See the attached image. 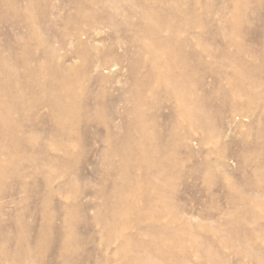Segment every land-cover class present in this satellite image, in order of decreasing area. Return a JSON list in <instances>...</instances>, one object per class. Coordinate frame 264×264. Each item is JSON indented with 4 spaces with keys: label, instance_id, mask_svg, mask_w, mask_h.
Returning <instances> with one entry per match:
<instances>
[{
    "label": "rangeland",
    "instance_id": "rangeland-1",
    "mask_svg": "<svg viewBox=\"0 0 264 264\" xmlns=\"http://www.w3.org/2000/svg\"><path fill=\"white\" fill-rule=\"evenodd\" d=\"M125 1L133 9L151 6L154 8L157 17H164L165 20L171 18L177 21L178 27H181L185 35H182L181 39L187 47L185 48L187 51H183V55L191 58V62H189L197 77L199 99L202 100L203 106L210 116V123L216 129V135L219 134L210 139L204 128L193 127L185 119L177 117V102L166 93V89L162 85L155 86L157 87L156 90L150 89L146 92L147 94L145 93L147 98L145 97L144 107L141 110V120L151 124L148 133L157 134L156 144L158 146H166L165 148L168 152V154L164 152L166 160H170L171 165L174 164L173 173L167 176V178L172 179L173 189L167 190L166 200H163L164 203L159 204L156 200L157 192L153 189H145L142 186L138 188L135 198L129 197V192L126 190L128 189V186H126L127 180H125V177L123 179L120 177L121 161L119 157L110 158L107 156L108 154L113 156V151L115 148L117 149V144L110 145L112 142H109L108 131L116 135H124L123 116L125 104L124 106L122 104L112 106V109L117 111L119 116L122 115L118 120L115 118L113 111L110 112L114 116L112 122L110 114H95L94 108L97 98L99 99L103 94L102 102L106 96L105 102L110 104L112 96L120 95L119 88L123 85L128 86L125 77L129 72L127 61L123 62V64L121 63L117 70L112 72L111 75L116 77L115 81L102 84L93 81L91 85L85 84L84 87H89L86 93L82 89L79 92L83 99L79 102V106H89L94 110L88 115L78 114L69 121L68 128L75 127L73 136H76L74 138L77 139V142L75 141L66 153L55 149L51 144L56 141L57 133L52 128V124L48 123L45 118L47 108H44L43 104L36 110L27 109L23 113L12 114L11 118H14L15 123L11 124L9 132L12 135L18 132L17 136L24 138L28 142L20 146L19 150H10V154L13 157L4 164H11V167L14 166L15 172L18 171L23 178L16 179L15 173L9 174L1 187V264H19L20 262L23 264H130L129 260L135 255V252L132 251L134 247L149 246L155 242H160L159 246L162 247V250H167L172 246V249L167 251L171 252L172 257L183 259L179 264H215L216 261L217 264H241V257L238 252L239 247L235 243L236 240H234L237 237L236 235L240 233L241 193L246 192L245 189L249 187L250 183L252 184L264 176V84L262 83L264 82V0H159L157 4L155 3L156 0ZM235 2L239 3L241 19L244 18L238 37L241 40V46L249 49V55L238 53L234 47H228V51L230 53L233 52L234 57L232 56L233 58L225 60L219 52L223 51V40L226 39L224 31L225 29L228 31L229 21L235 10ZM161 3L164 4V7ZM27 6L28 2L21 1L15 7L17 10H21L23 15L30 17L32 13L27 9ZM75 6L76 3L71 0H39L37 12L40 10L39 16L43 25L53 24L52 31L42 28V38L49 39L59 36L65 26L60 24L57 18H66L67 14L75 10ZM64 7H68V10H65ZM162 8L165 10L163 11ZM185 8L188 11H185ZM12 10L11 6L1 1V58L9 59L11 57L7 45L14 46V51L18 54L22 52V55L32 56L36 53L37 46L34 42H27L26 46L17 43L20 38L27 37L28 31L25 23L21 22L20 17L16 16ZM194 10L197 12L196 22L199 25L194 24L192 28L191 24L181 23L183 18L181 19L179 14L183 12L192 13ZM55 30L58 31L53 32ZM68 30L70 29L66 26V32ZM117 33L119 37L115 41L107 40L108 37L115 34L113 30L106 29L100 33L97 38L100 40L104 38L107 43L106 45H100L107 48L111 43L125 42L121 37V30ZM134 33L136 34L135 27L132 29V34L136 36L137 34L134 35ZM167 34L163 35L167 36ZM195 37L198 38L195 39ZM199 40L202 41L198 42ZM185 41H188V43ZM205 41H208L207 43L210 47L208 53H204L203 47L199 46L200 43L207 44ZM209 43H213V45L210 44V46ZM72 44H68L69 51L76 49L75 44ZM55 45L58 47L57 43ZM129 49H131L132 54L136 51L134 47ZM41 51H38L39 55ZM118 51H120V54L122 53L121 49ZM61 53L63 54L64 51ZM236 57L238 58L236 59ZM138 58L132 59L133 67L136 63L138 65ZM74 61L70 60L67 63L69 65L78 64V60ZM12 62L10 63L9 61L6 66L14 69L13 71L18 74L24 72L22 68L16 67ZM139 66L142 69L134 72L137 75L145 72L142 64ZM237 67L240 72L243 70L246 73L249 72L250 75L252 71V74H254L252 80H247L251 81V83L246 82L250 83V85L253 83V87L256 88H254L253 92L250 90L252 92H249L251 96L249 94V96L239 95L236 92L243 85H247L243 81L235 80L236 83L232 81V84L230 81L225 80L226 77L234 78V72H239ZM219 70L220 75L218 73ZM231 70L234 72H230ZM216 75L219 76L215 77ZM218 77L221 79L215 82V78ZM230 78L228 79L231 80ZM8 79V75H1V91L6 89ZM259 80H261L260 84L258 83ZM254 82L257 83L255 84ZM257 85L258 88L256 87ZM259 87L263 91L261 89L259 91ZM12 90L14 91V89ZM224 91L225 93H223ZM259 92H263V95L262 93L260 95ZM253 93L258 94L255 95ZM237 97L241 100L236 99ZM249 97L251 100L248 99ZM260 99L262 101H258ZM32 102V94L29 92L26 105L30 106ZM207 102L209 106L206 104ZM129 105L133 106L134 104L131 102ZM26 113L28 114L26 115ZM131 118L136 119L133 114ZM2 132L1 129V139H4L6 136ZM161 146L159 147L161 148ZM106 151H109V153ZM18 152L19 154H17ZM37 155L41 159L38 163H43V166L40 167L42 173H39L36 167L22 162L24 160L21 157H38ZM51 157L61 158L64 166L54 168L48 172V169L51 168L48 165V158ZM172 159L175 163L171 161ZM64 174L67 175L65 176ZM140 175L141 173L138 172L132 177L140 178ZM65 182L67 184L69 182L73 183L65 187L67 185ZM116 182L118 186L115 187L114 184L116 185ZM132 183H130V186ZM115 188L118 189L117 192L121 191V195H125L124 200L126 202H133L134 200L132 208L126 207L123 210L124 215L122 210H120L127 220L121 221L116 229L115 227H109L112 212L114 211L112 204L116 201V197L112 196L109 201L105 200L108 195L116 191ZM126 196L128 197L127 199ZM44 203L47 204L45 205ZM62 213L65 218H63ZM47 214L53 215L54 222L52 225L42 219V215L45 217ZM73 214L78 216L76 217ZM19 215H24L20 223L21 227L18 224L15 225V219ZM64 219L68 220L66 223L68 228L66 227V229L68 230V235L73 239L72 246L74 249L73 252L66 255L62 254L60 244H54L57 236L60 237L57 229L65 226ZM176 219L180 221L175 223ZM126 222H129V224L127 225ZM165 227L166 230H164ZM40 228L47 232L45 240L46 253L40 260H37V257L22 258L21 250L24 247L36 248V234ZM19 229H23L22 234L25 241L18 237ZM116 231L124 234L123 236H126V240L129 241L125 244V253L120 252L124 242L123 236H118L120 239L113 236ZM179 231L185 234L178 233ZM60 233L62 235V232ZM175 233H177L176 238L178 234L182 235L180 243H182L184 249L175 244L179 239H169ZM223 235L227 237L224 238ZM227 241L229 243L234 242L236 246L228 244ZM131 261L132 264H151L152 262L163 264L157 258L148 261L144 258H137Z\"/></svg>",
    "mask_w": 264,
    "mask_h": 264
},
{
    "label": "bare ground",
    "instance_id": "bare-ground-1",
    "mask_svg": "<svg viewBox=\"0 0 264 264\" xmlns=\"http://www.w3.org/2000/svg\"><path fill=\"white\" fill-rule=\"evenodd\" d=\"M1 1L5 3L6 5L11 6L13 9L12 10L13 13L16 16L20 17L21 22L25 23V25L27 26V31H28L27 37L20 38V40H17V43L19 45L22 44V46L23 45L26 46L28 43L34 42L35 45L37 46L36 47L37 49H36V53H34L32 56H27V55H22V52L21 54H18L17 52L14 51V46L7 45L11 57L9 59L1 58V55H0V82H1V75H8V78H9L8 84L4 91H1V84H0V212H1V187L3 186L8 175L15 173L16 179L23 178V176L18 171L15 172L14 166L11 167V164H8V165H4V164L8 159H11L13 157V155L10 154V150L12 149L19 150L21 148L20 146H23L24 144H26V142H28L24 138L17 136L18 132H15V134L13 133V135L15 136H13L9 132V130L11 129L10 127L11 124L15 123L14 122L15 120H13L14 118L13 119L11 118L12 114L23 113V111L27 109L36 110L41 104L45 106L44 108H47V114L45 118L47 119L48 123L52 124L53 126L52 128L55 129L57 133L56 141L53 140L54 142L51 144L55 149L59 151H63L64 153L67 152L69 147L73 146L75 141L77 142V139H75L76 136H73L75 127L68 128L69 121L71 119L75 118L78 114H87V115L91 114L92 110L95 109L96 115L97 114L104 115V113L110 114V112L113 111L115 118L118 120V118L119 117L121 118L122 115L119 116L117 111L112 109V106H118L119 104H122L124 106L125 104V110H124L125 113L123 116V120H124L123 122L125 125L124 135H116L108 131L109 142H112V144L110 145L117 144L116 145L117 149L115 148V150L113 151V156L112 154H108L107 156H109L110 158L117 156L119 157L121 161L120 177L121 179L125 177V180H127L126 186H128V189L126 190H128L129 192V195L128 194L126 195H128L129 197L131 196V198H133L134 196H136L138 188L142 186L145 189H149V190L153 189L157 192L156 200L159 202V204L162 203L163 200H166L165 197L167 196L166 194L167 190H169L170 188L173 189L172 182H171L172 179L167 178V176L168 175L170 176L173 173L174 164L171 165L170 160H166V157L164 154V152L168 154L167 149L165 148L166 146L163 147L159 145L161 146L160 148L156 144L157 134L155 135V134L148 133L151 124L143 122L141 120L142 119L141 110L144 107L143 104H144L145 99L147 98L145 93L148 92V90L150 89L156 90L157 87L155 86L162 85L166 89V93H168V95H170L173 98V100L177 102V106H176L177 117L179 116L180 118L185 119L190 124H192L193 127L195 126L197 128H204L207 131L206 134L209 136L210 139L214 138L215 136L219 134L218 133L216 135V129L213 128L210 123V116L206 112V109L203 106L202 100L199 99L198 94L200 93H198L199 90L197 88V84H198L196 80L197 77L195 75V72L192 66L190 65L191 58L187 57V55H183V53L187 51V49H185L187 47L185 46L184 42L181 41L182 35L183 36L185 35L181 27L180 28L178 27L179 25H177L178 24L177 21L171 18L169 20L168 19L165 20L164 17H157L154 8L151 6H148L142 9H140L139 7H136L135 9H133L128 6V3H126L125 0H71L72 2L76 3L75 10L72 13H69V14L66 13L67 14L66 18H62V17H60V19L57 18V21H59L60 24H64L65 26L64 29L61 31L60 35L57 37L49 38V39H43L41 35L42 28L46 29L47 31H52L53 24H48V25L46 24L45 26L43 25L41 17L39 16L40 10L39 12H37V6L39 5V0H0V3ZM21 1L28 2L27 9L30 10V13L32 14L34 12L33 16L32 14L31 15L29 14L30 17L25 16L23 15L21 10L16 9L18 2H21ZM158 1L159 0H156L155 3L157 4ZM161 4L164 7V4L163 3ZM161 4L160 6H162ZM238 6H239V3L235 2V6H234L235 10L233 12V16L231 17V20L229 21L228 31L226 29L224 31V33H226V39L223 40V48H222L223 51H220L219 54L225 60L226 59L229 60L228 58L234 57L232 54L233 52L230 53L228 51L229 49L228 47H234L235 51H237L238 53H242V54L243 53L248 54L249 52V49L241 46V40H239V37H238L239 30L243 26L242 23H244V18L241 19L242 16L240 15V12H239L240 10ZM64 9L68 10V7H64ZM162 9L163 11L165 10L164 8ZM185 11H188V9L185 8ZM164 15L166 14L164 13ZM196 15H197L196 10H194L192 13L183 12L179 14L181 19L183 18L181 23L183 22L186 25L191 24L192 28L194 27V24L199 25V23L196 22V19H197ZM66 26L69 27L70 29L67 32H66ZM134 27H135V32L137 34L136 35L134 33V35L136 36H133L132 34V29ZM106 29H110V30H113V32H115V34H113L111 37H108L107 40H112V41L117 40V38L119 37L117 32L121 30L120 34H121V37L125 40V42L118 41V42H115V44L111 43L109 47L107 48L104 46H101L100 44H104V45L107 44L106 39L103 38L102 40H100L97 37L98 35H100V33L105 31ZM57 31L58 30H55L53 32H57ZM165 33H168L167 36L163 35ZM196 38L198 37H195V39ZM186 39H191V38H186ZM191 40L190 42H192ZM201 41L202 40H199L198 42H201ZM185 42L188 43V41H185ZM205 42L207 43L208 41H205ZM55 43L58 44V47L55 45ZM72 43L75 44L76 49L69 51L68 44H72ZM210 44L213 45V43H209V45ZM199 46L203 47L204 53L209 52L210 47L208 46V43L207 44L200 43ZM130 47L136 48V51L134 54L131 53V49H129ZM120 49L122 50L121 54H120V51H118ZM38 51L39 52L41 51L40 55L38 54ZM62 51H64L63 54L61 53ZM144 56H147V57H144ZM134 58L136 59L138 58V65H136L137 64L136 63L134 64V67H133V63L131 62H132V59ZM237 58L238 57H236V59ZM70 60L71 61L78 60L77 61L78 64L75 63V65H69L67 61H70ZM9 61L10 63L13 61L12 64L16 65V67L18 68H22L24 72L18 74L17 72L13 71L14 69L7 67L6 65ZM125 61H127V63L129 64V72L125 75L126 83H128V86L123 85L121 88H119V93H120L119 96H114V97L112 96L110 100V104H107V102H105L106 96L102 102V95H103L102 94L99 99L97 98V103L94 109L90 108L89 106H85V107L79 106V102L83 100L82 97L79 95V92L82 89L86 93L89 88L88 86L84 87L85 84L91 85L93 81L99 84L109 83L110 81L111 82L115 81L116 77H113L111 74L113 71L117 70V68L119 67L121 63L123 64V62ZM141 64L145 68V72H143L140 75H137L134 72H136L138 69H142L139 66ZM237 70H238V67H237ZM247 71H251V70H247ZM219 72L220 70L218 71V73ZM230 72L233 73L234 71L231 70ZM251 74H252V71H251ZM251 74L249 75V72L246 73L242 70L241 72L240 71L234 72V78L231 79L230 77H226L225 80H228V82L230 81L231 83L232 81L235 82V80L243 81V83L247 85H243L241 89L236 92L239 95L249 96L250 95L249 92L252 93L255 88L252 85L253 83L250 85L251 81H247V80H252V78L254 77V74L252 75ZM219 75H216L215 77ZM225 76H226V73H225ZM228 78H230L231 80H229ZM220 79L221 78L219 77L215 78V82H218L217 80H220ZM260 81L261 80L257 82L260 84L261 83ZM246 82H250V83H246ZM118 83H120V81H118ZM262 83L264 84V82ZM256 87L258 88V85ZM12 89H14V91L16 90L15 94ZM260 89L261 87H259V91ZM261 91L263 90L261 89ZM29 92H31L32 94L33 102L30 106H27L26 99L28 98ZM263 92H259V94L262 93L263 95ZM223 93H225V91ZM253 94L256 95L258 93H253ZM236 99H239V98L237 97ZM248 99L251 100L250 97ZM240 100L241 99H239V101ZM258 101H262V100L260 99ZM131 102H133L134 104L133 106L129 105ZM248 103L250 105L249 100H248ZM206 104L208 105V102ZM246 105L248 106V104ZM252 107H253V104H252ZM27 114L28 113H26V115ZM132 114L136 119L131 118ZM110 115L112 117L111 118V122H112L114 116L112 114ZM241 116H242V113H241ZM111 122L110 124L113 125ZM1 129L3 131L2 132L3 135L6 136V138L4 139H1ZM150 133H153V132H150ZM173 137H175V135H173ZM107 153H109V151ZM17 154H19V152ZM21 158L24 160L22 162L24 163L26 162V164L36 167V170L37 171L39 170V173H42L40 170L41 169L40 167L43 166V163L42 162L38 163V161L41 160L40 156L38 157L28 156V157H21ZM51 158H48V165H50L51 167L48 169V172L50 170L52 171L54 168L64 166L62 165L63 160L61 158H58V157H54V158L51 157ZM107 160H110V159H107ZM171 161H173V159ZM173 162L175 163V161ZM138 172L141 173L140 175L141 177L133 178L132 176H134ZM64 175L66 176L67 174H64ZM131 182L133 183L130 186ZM72 183L71 182H69V184L66 183L67 185H65V187H67L68 185L70 186ZM250 184L248 185L249 187H246L245 189L246 192H243L244 194L241 193L242 194L240 197L241 219H240V230H239L240 233H238L237 235L235 234L237 237L234 240H236L235 243L239 247L238 252L241 257V264H264V176L263 178H259L258 180H256V182H253L251 185ZM114 186L115 187L118 186L117 182H116V185L114 184ZM115 190H114L115 192H113V194L111 193L110 195H108L107 199L105 200L109 201L110 197L112 196L116 197V201L114 202V204H112L114 206L113 208L114 211L112 212L111 223L110 224L108 223L109 227H115L116 229V227L121 221L127 220L123 216L124 215L123 210L126 207L132 208V206H134V203H133L134 200L133 202L132 201L126 202L124 200L125 195L124 196L121 195L120 193L121 191L117 192L118 191L117 188H115ZM126 190L124 189V191ZM127 198L128 197L126 196V199ZM44 204L46 205L47 203H44ZM120 210H122L123 215L121 214ZM63 213L62 215L64 216ZM105 214L107 215L106 212ZM73 215L76 216V214H73ZM22 216L19 215L15 219L16 220L15 225L18 224L20 227L22 226L20 224L22 221ZM63 218H65V216ZM42 219H44L45 222L49 223L50 225H52L54 222L53 215L51 214H47L45 215V217H43L42 215ZM179 221H180L179 219H176L175 223ZM64 222H65L64 228L61 227L57 229L60 237L57 236V239L54 244H58V245L60 244L62 254L66 255V254H70L71 252H73L74 249L72 246L73 239H71V237L68 235L67 233L68 230L66 229V227L68 228V226H66V223L68 222V220L66 219ZM126 223L127 225L129 224V222H126ZM22 230L19 229L20 232L17 235L20 239L24 240L25 238H24V235L22 234ZM164 230H166V227ZM60 232H62V235ZM178 233L185 234L182 231H179ZM176 234L177 233L170 236L169 239L170 240L179 239V241L175 242V244L178 247L183 248L182 243H180V238L182 235L178 234L176 238ZM123 235L124 234L122 233H117V231L113 233V236H116V237L118 236L122 237ZM225 237L227 236H224V238ZM46 238H47L46 230L44 231L43 228H40L36 234V248L30 249L29 247H24L21 250L22 258L27 259L29 257L30 258L37 257L36 259L40 260L42 256L46 253V250H45ZM118 238L120 239V237ZM123 239H124L123 240L124 242L122 244L120 252L125 253L126 251L125 244H127V242L129 241L126 240L127 239L126 236H123ZM159 243L155 242L149 246L134 247L132 251L135 252V255L132 259L129 258L130 264H132L131 260H134L137 258H144L147 261L152 260L153 258H157V259H160L163 262V264H179L183 261V259L172 257L171 252L167 251L169 249H172V246L169 247L167 250H162L161 249L162 247L159 246ZM227 243L230 245H235L234 242L229 243L227 241ZM183 253L185 252L183 251ZM216 262L215 264H217ZM0 264H1V218H0ZM19 264H23V263L20 262ZM151 264H158V263L152 262Z\"/></svg>",
    "mask_w": 264,
    "mask_h": 264
}]
</instances>
